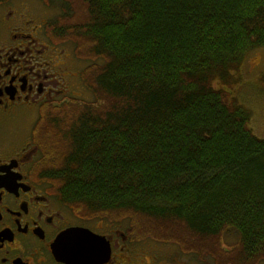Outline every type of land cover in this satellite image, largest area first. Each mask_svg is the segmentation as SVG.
<instances>
[{
    "label": "trees",
    "instance_id": "obj_1",
    "mask_svg": "<svg viewBox=\"0 0 264 264\" xmlns=\"http://www.w3.org/2000/svg\"><path fill=\"white\" fill-rule=\"evenodd\" d=\"M39 1L59 3L47 34L89 63L93 95L43 105L33 129L60 198L82 219L128 221L135 241L263 262L264 139L232 91L264 48V0Z\"/></svg>",
    "mask_w": 264,
    "mask_h": 264
},
{
    "label": "flooded vegetation",
    "instance_id": "obj_2",
    "mask_svg": "<svg viewBox=\"0 0 264 264\" xmlns=\"http://www.w3.org/2000/svg\"><path fill=\"white\" fill-rule=\"evenodd\" d=\"M24 1L0 2V264H149L128 221L78 217L40 164L34 126L43 105L72 97L76 60Z\"/></svg>",
    "mask_w": 264,
    "mask_h": 264
},
{
    "label": "rangeland",
    "instance_id": "obj_3",
    "mask_svg": "<svg viewBox=\"0 0 264 264\" xmlns=\"http://www.w3.org/2000/svg\"><path fill=\"white\" fill-rule=\"evenodd\" d=\"M24 1V0H22ZM28 8L33 10V15L40 19L53 21L60 13L59 3L54 6H46L39 0H25ZM66 55L71 52L76 60V65H70L69 86L71 96L92 101L93 95L83 85L80 75L89 65L88 62L78 60L74 55V45L68 44ZM78 65V66H77ZM264 48H256L250 51L238 73L237 82L233 87V95L251 112L250 127L254 133L264 139ZM33 127V126H32ZM240 241L235 228H228L223 237L225 249L230 250ZM143 258L149 264H214L212 258L200 259L197 255L183 253L177 245L164 244L152 240H145L140 246ZM260 264H264V261Z\"/></svg>",
    "mask_w": 264,
    "mask_h": 264
},
{
    "label": "water",
    "instance_id": "obj_4",
    "mask_svg": "<svg viewBox=\"0 0 264 264\" xmlns=\"http://www.w3.org/2000/svg\"><path fill=\"white\" fill-rule=\"evenodd\" d=\"M80 231H87V230L79 229V228L78 229H72V230L68 231L67 234H69L70 236H76L79 234ZM61 244L64 245L63 242H61Z\"/></svg>",
    "mask_w": 264,
    "mask_h": 264
},
{
    "label": "snow or ice",
    "instance_id": "obj_5",
    "mask_svg": "<svg viewBox=\"0 0 264 264\" xmlns=\"http://www.w3.org/2000/svg\"><path fill=\"white\" fill-rule=\"evenodd\" d=\"M72 243L87 245V244L93 243V241H90V240H87V239H79V240L72 241Z\"/></svg>",
    "mask_w": 264,
    "mask_h": 264
}]
</instances>
